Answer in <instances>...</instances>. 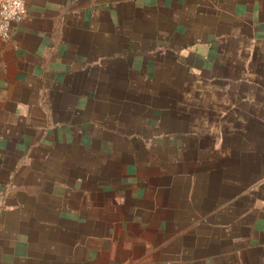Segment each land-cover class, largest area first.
<instances>
[{"label":"crops","instance_id":"obj_1","mask_svg":"<svg viewBox=\"0 0 264 264\" xmlns=\"http://www.w3.org/2000/svg\"><path fill=\"white\" fill-rule=\"evenodd\" d=\"M24 1L0 264H264V0Z\"/></svg>","mask_w":264,"mask_h":264},{"label":"built area","instance_id":"obj_2","mask_svg":"<svg viewBox=\"0 0 264 264\" xmlns=\"http://www.w3.org/2000/svg\"><path fill=\"white\" fill-rule=\"evenodd\" d=\"M27 16L24 0H0V41L7 39Z\"/></svg>","mask_w":264,"mask_h":264}]
</instances>
